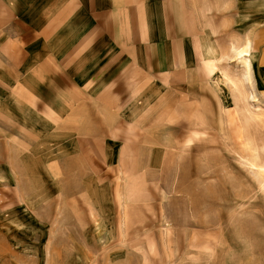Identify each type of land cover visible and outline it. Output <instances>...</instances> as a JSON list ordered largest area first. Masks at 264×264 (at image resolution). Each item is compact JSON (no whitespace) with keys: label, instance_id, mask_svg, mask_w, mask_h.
Masks as SVG:
<instances>
[{"label":"rangeland","instance_id":"1","mask_svg":"<svg viewBox=\"0 0 264 264\" xmlns=\"http://www.w3.org/2000/svg\"><path fill=\"white\" fill-rule=\"evenodd\" d=\"M185 6L205 73L120 145L0 102V264H264V0Z\"/></svg>","mask_w":264,"mask_h":264},{"label":"crops","instance_id":"2","mask_svg":"<svg viewBox=\"0 0 264 264\" xmlns=\"http://www.w3.org/2000/svg\"><path fill=\"white\" fill-rule=\"evenodd\" d=\"M191 24L185 0H0V102L120 145L130 114L205 73Z\"/></svg>","mask_w":264,"mask_h":264},{"label":"bare ground","instance_id":"3","mask_svg":"<svg viewBox=\"0 0 264 264\" xmlns=\"http://www.w3.org/2000/svg\"><path fill=\"white\" fill-rule=\"evenodd\" d=\"M246 55H248L247 50H240L238 53V58H244Z\"/></svg>","mask_w":264,"mask_h":264}]
</instances>
